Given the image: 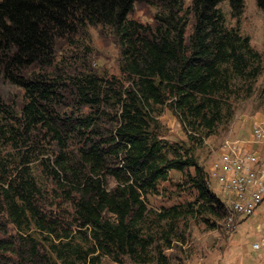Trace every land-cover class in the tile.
<instances>
[{
	"label": "trees",
	"instance_id": "16d2710c",
	"mask_svg": "<svg viewBox=\"0 0 264 264\" xmlns=\"http://www.w3.org/2000/svg\"><path fill=\"white\" fill-rule=\"evenodd\" d=\"M184 1L0 0V77L24 89L18 107L0 94V141L14 150L28 147L17 152L22 164L35 129L57 142L59 155L50 173L69 186L64 191L73 199L76 226L75 232L58 230L40 216L31 169L24 166L9 180L3 175L0 206L18 228L34 222L48 231L54 257L23 237L17 246L0 239L5 252L0 264H99L105 255L120 263L125 257L148 262L155 227L166 221L169 230L162 234L169 240L180 217L195 209L175 205L153 213L148 208L147 195L158 191L171 170L187 172L200 212L227 215L191 148L163 138L154 107L166 103L182 124L209 135L232 116L236 80L254 81L260 74L262 55L249 36L226 26L220 8L228 1L239 18L245 0H192L185 10ZM256 2L264 11V0ZM136 3L157 8L153 24L129 17ZM98 25L110 27L119 39L127 86H118L113 76L80 71L66 80L64 72H55L57 41ZM67 99L89 112H64L72 106ZM78 138L75 151L68 150Z\"/></svg>",
	"mask_w": 264,
	"mask_h": 264
},
{
	"label": "rangeland",
	"instance_id": "374dc122",
	"mask_svg": "<svg viewBox=\"0 0 264 264\" xmlns=\"http://www.w3.org/2000/svg\"><path fill=\"white\" fill-rule=\"evenodd\" d=\"M191 4L192 0H185L184 10ZM220 8L225 15L226 26L237 28L244 36H249L252 46L261 53L260 74L254 81L236 80V94L230 98L232 116L219 123L215 131L209 135L204 133L201 135L202 130L200 132L193 130L188 123L182 124L166 103L154 107L163 138L170 143L189 146L206 172L225 140L250 138L251 127L256 122L264 127V11L258 7L256 0H245V9L239 18L232 15L228 1L222 2ZM156 13L155 6L136 3L129 17L139 22L153 24ZM190 31L189 28L188 33ZM56 51L55 72L58 70L64 72V79L69 75L79 74L80 71H87L102 76H113L118 79V86L129 84L120 69L119 39L110 27L90 26L88 30L72 39L61 38L57 41ZM0 94L12 107H18L24 100V89L9 84L2 77ZM67 102L72 106L64 107V112L69 113L71 110L76 112L81 110L80 113L84 114L89 112L87 107H79L76 101L67 99ZM79 140L76 139L68 150L76 149ZM27 146L31 147V152L28 153L26 163L22 164L17 152H24L28 147L22 146L21 149L14 150L5 140L0 141V156L4 160V165L0 166V177L4 175L6 180H9L20 175L24 166L31 169L39 188L33 203L40 216L58 230L65 227L72 228L75 232L73 199L64 191L68 190L69 186L67 184L63 186L64 180L53 179L50 173V169L56 167L55 160L59 155L57 142L52 140L46 131L38 128L32 133ZM252 148L260 151L264 158V145L253 144ZM189 171L194 173L193 168ZM209 186L227 205V215L218 216L210 210L200 212L201 202L197 201V191L189 181L187 172L171 170L168 179L159 183L158 191L147 195L148 208L154 213L177 205L194 207V211L180 217L174 230L170 231L169 240L162 234L164 230H169L166 221L155 227L153 231L155 242L150 247L152 253L148 262L138 263L125 257L123 263H120L105 255L101 257L99 264H264V248L256 250L253 247L259 238L264 237V205L252 216L239 217L229 209L231 202L217 182L213 180ZM72 196L75 197L76 194L72 193ZM213 208L217 209L215 203ZM47 234L48 231L38 228L34 222L26 229L18 228L9 213L0 206V239L14 240L17 246L23 237L28 241H34L41 254L52 255ZM3 253L5 252L0 249V254Z\"/></svg>",
	"mask_w": 264,
	"mask_h": 264
},
{
	"label": "built area",
	"instance_id": "2783aa9c",
	"mask_svg": "<svg viewBox=\"0 0 264 264\" xmlns=\"http://www.w3.org/2000/svg\"><path fill=\"white\" fill-rule=\"evenodd\" d=\"M253 144L264 145V127L259 122L252 125L250 138L225 140L207 172L208 183L217 182L239 217L252 216L264 205V158ZM237 199H244V206H237ZM253 247L263 249L264 237Z\"/></svg>",
	"mask_w": 264,
	"mask_h": 264
},
{
	"label": "bare ground",
	"instance_id": "6f19581e",
	"mask_svg": "<svg viewBox=\"0 0 264 264\" xmlns=\"http://www.w3.org/2000/svg\"><path fill=\"white\" fill-rule=\"evenodd\" d=\"M228 198H229V202H231L230 197H228ZM237 206H244V199H237ZM229 209L231 210V212L235 213V209L233 208L232 204H230V208Z\"/></svg>",
	"mask_w": 264,
	"mask_h": 264
}]
</instances>
